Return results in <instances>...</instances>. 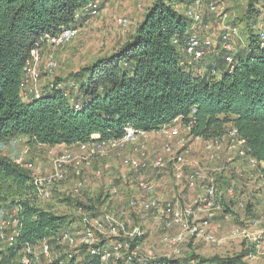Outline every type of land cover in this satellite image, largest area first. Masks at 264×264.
Returning <instances> with one entry per match:
<instances>
[{
  "label": "trees",
  "instance_id": "obj_1",
  "mask_svg": "<svg viewBox=\"0 0 264 264\" xmlns=\"http://www.w3.org/2000/svg\"><path fill=\"white\" fill-rule=\"evenodd\" d=\"M92 1L0 0V142L24 136L30 145L74 146L94 135L103 141L120 138L127 126L151 132L176 119H192V134L205 139L234 126L248 153L261 163L257 171L264 182V49L255 30L261 0H245L241 21L247 48L233 56L232 64L221 44L226 54L213 52L216 63H191L185 44L197 29L172 1L155 0L119 48L66 80L56 79L40 98L24 101L31 50L64 28L82 26L92 17L87 11ZM35 199L29 171L0 154V209L16 208L18 218L16 243L0 249V264H21L26 243L51 237L71 222L68 215L39 207ZM97 202L79 205L95 213L102 204ZM242 256L200 258V264H239ZM165 260L190 264L192 259Z\"/></svg>",
  "mask_w": 264,
  "mask_h": 264
},
{
  "label": "built area",
  "instance_id": "obj_2",
  "mask_svg": "<svg viewBox=\"0 0 264 264\" xmlns=\"http://www.w3.org/2000/svg\"><path fill=\"white\" fill-rule=\"evenodd\" d=\"M176 9L181 11L179 2L183 0H170ZM188 1L183 7V14L187 16L193 25H201L204 21L205 12L215 14L219 19L226 23L230 13L225 10L224 3L226 0H184ZM245 1V0H244ZM261 13L255 24L257 40L261 49H264V0H261ZM101 0H93L88 6L87 11L91 16H97L100 11ZM233 19L236 20L237 14ZM236 14V15H235ZM120 26L126 27L129 24L127 17L117 19ZM205 28H209L208 24H204ZM78 27L64 28L57 36L47 37L43 40L42 47H36L31 50V57L25 67L24 85L29 88L21 93L24 101L28 102L38 99L42 96L41 90L34 84L40 79L39 65L42 61V50L45 45L53 47H61L70 43L79 35ZM239 36V27L237 25H228L224 27L221 41L222 47L227 51L226 60L232 64L234 59L232 53V39ZM214 46L211 36H201L196 32L192 34L186 44L185 51L190 62L198 63L204 59L207 51ZM55 59L50 58L45 63V67L49 72L57 68ZM198 73H202L199 68ZM76 89V87H75ZM76 109L79 105H75ZM194 120L189 119L187 122L176 119L173 123L165 125L156 131H146L136 129L132 126L125 127L124 133L120 138L110 139L107 141L100 140L99 137L93 136L89 142L77 145V151L73 152L68 149L60 150L58 153L50 152V161L53 164L52 178L56 181L65 179V169L72 165L79 170L89 169L93 166V161L109 152L123 151V162L130 168L145 171L152 167L159 169L164 166L162 156H157L151 163L144 158L147 150V143L150 133L156 132L163 140L162 155L172 156L176 163L174 177L176 180L182 181L184 178L183 165L187 162L186 155L189 153V144L192 140H203L205 151L210 159L218 158L219 153L226 146L229 151L240 158L248 159L251 168L257 170L261 164L255 157L251 156L244 146L243 141L238 135V131L234 126L229 128L222 135L205 139L201 136L192 134ZM128 148L132 149V154L126 156ZM25 165L33 167V163L27 162ZM107 168V167H105ZM224 170V167H221ZM101 170L96 171V175L100 176ZM125 177V175H123ZM78 187L83 186L81 179L78 180ZM39 180L35 181L37 186ZM186 185L194 189L203 182L204 191L199 198V202L203 204L205 215L198 218L193 206L179 204V200L162 199L157 195V186L155 183L139 180L138 189L140 195L129 198L126 208L118 212H91L88 209L79 207V220L73 225L72 220L68 225L63 227L57 234L39 240L36 243H26L24 251L20 258L21 264H167V260L159 261L152 255H139L140 245L145 237V231L140 224L135 223L131 213L139 212H157V217L162 223L164 230L161 236V243L175 247L183 245L189 236L202 237L206 242L219 245L223 239L210 231L209 227L216 215V209L221 208L220 200L222 194L218 191L217 180L215 174L194 167L186 175ZM77 187V188H78ZM114 191H117L115 188ZM40 198L50 199L52 193L50 190L40 187ZM135 195V194H134ZM239 201L240 207H245V203ZM192 217V220L190 219ZM197 218V220L195 219ZM15 222V235L10 237L7 232V226L10 224L9 219H3L0 222V239L6 246H12L16 243L15 237L18 235L17 216L13 219ZM199 220V221H198ZM262 218H255L251 221L253 226L262 223ZM251 233L240 227H233L230 231L232 238L250 237ZM229 236V237H230ZM264 252V243L262 245ZM170 260V259H168ZM190 264H200L194 259Z\"/></svg>",
  "mask_w": 264,
  "mask_h": 264
},
{
  "label": "rangeland",
  "instance_id": "obj_3",
  "mask_svg": "<svg viewBox=\"0 0 264 264\" xmlns=\"http://www.w3.org/2000/svg\"><path fill=\"white\" fill-rule=\"evenodd\" d=\"M101 11L97 16L89 17L85 23L79 27V35L75 37L70 43L61 46L53 47L45 45L42 50V61L39 65L40 79L34 84L41 90L43 94L47 87L56 79L66 80L73 73H77L82 67L89 65L97 58L105 56L115 51L119 46L125 42L133 33L138 23L143 19L146 10L152 5L155 0H101ZM169 1V0H167ZM188 1L179 2L181 11L183 13V7ZM246 3L244 0H226L224 3L225 10L230 13L223 23L219 17L215 14H209L205 12L204 21L209 25V28L204 27V23L195 26L196 33L201 36H211L214 41L212 49L207 51L202 63L207 64L209 61L214 60L216 63L215 51L223 52L219 47L222 45L221 36L224 27L229 24H234L233 17L236 13L238 20L236 23L239 27V36H234L232 39V55L235 56L241 50L247 48V34L246 23L243 20ZM235 14V15H236ZM120 17H127L129 24L126 27H122L118 24L117 19ZM213 53V54H212ZM53 58L57 62V68L49 72L45 67L46 61ZM214 63V64H215ZM29 88L28 85H24L23 89L26 91ZM95 137H97L95 135ZM18 140V139H17ZM14 139L12 142H0V154H6L7 156L21 162H31L33 167L23 165L26 170L29 171L32 177V181L35 185V181L39 180L36 186V204L48 211L58 215H68L72 218L73 225L77 224L79 220V201L82 203H98V199L102 204L98 205L100 212L113 211L118 212L127 207L129 198L141 194L138 189V183L133 179L140 178L141 180H147V177L152 175L151 171H130V166L123 162L122 152L115 151L109 152L106 155L101 156L93 161L92 176L86 174V170H79L72 165L67 166L65 169V179L56 181L52 178L53 164L50 161V152L58 153L62 148L49 145H30L27 141H17ZM161 144L155 148L157 156H162L164 165L168 164V159H172V156L162 155V151H159ZM73 152L77 151V145L68 148ZM130 148L128 149V151ZM132 151V149H131ZM126 156L129 154L126 151ZM110 157L112 161L117 162V167H107V171L98 167V164H102L101 159ZM155 157V158H156ZM154 158V159H155ZM146 159V158H145ZM104 160L103 167L105 166ZM146 161L149 162L147 159ZM153 161V160H152ZM164 167V166H163ZM160 167L158 170L162 169ZM152 168V167H150ZM148 168V169H150ZM102 169V175H96V171ZM117 169V170H114ZM153 169V168H152ZM113 171V174H109ZM128 173L130 179L128 178ZM84 175V176H83ZM125 175V177L123 176ZM167 180L169 183H160L162 188L159 189V195L161 189L163 193L169 188H179L181 186L188 187L186 183H182L181 186H177L173 183L172 173L169 172ZM83 176V177H82ZM81 179L83 186L78 187V183ZM149 181V180H148ZM156 185V183H155ZM158 186V184H157ZM50 190L52 196L50 199L40 198L39 189ZM78 187V188H77ZM168 187V188H167ZM117 191H114V189ZM165 188V189H164ZM218 191L222 194L220 200L221 208L216 209V215L214 219L220 218V226L217 230H213L209 227L210 231L218 235L223 239V242L219 245H214L206 242L202 237L189 236L187 241L178 247V252L175 251V247L164 245L161 243V236L164 233L162 223L157 217V212H139L133 211L131 213L135 223L140 224L144 231L145 237L139 248V255H152L156 260L164 261L165 259H178L188 260L194 259L200 263L201 259H211L217 257L219 259H231L243 255L241 263L244 264H264V252L262 245L264 243V190L260 192V196L256 198L259 212L252 209L250 205V198L248 195L243 197L241 202L245 203V207L239 206V201H232L227 191L222 184L217 183ZM174 190L169 191V196L166 195L165 199L175 200L177 198H171L174 195ZM167 193V191H166ZM135 194V195H134ZM168 194V193H167ZM194 195V194H193ZM192 196V194L188 195ZM179 204L181 207L185 205L193 206L194 211L204 213L203 204L197 202L194 198L186 197L185 202ZM83 207V206H81ZM198 207V208H197ZM202 208V209H200ZM200 209V210H199ZM16 208H10L9 206H3L0 209V222L3 219H9L10 224L7 226V232L10 237H13V231L15 228L14 218ZM262 218V223L258 226H253L251 221L255 218ZM192 220V217L190 218ZM197 220V218H195ZM199 221V220H198ZM233 227H240L241 229L248 230L251 233L250 237H238L232 238L230 231ZM226 228V229H225ZM230 236V237H229ZM6 248L3 240L0 239V249ZM239 263V264H241Z\"/></svg>",
  "mask_w": 264,
  "mask_h": 264
},
{
  "label": "crops",
  "instance_id": "obj_4",
  "mask_svg": "<svg viewBox=\"0 0 264 264\" xmlns=\"http://www.w3.org/2000/svg\"><path fill=\"white\" fill-rule=\"evenodd\" d=\"M106 55V54H105ZM97 137H99L98 135H96ZM18 139V140H17ZM17 141L21 142V141H27V137H18L16 138ZM13 140H11L10 142H12ZM9 142V143H10ZM160 143H163L162 138L160 137V135L156 132H152L150 133V137L147 143V150H146V155L144 158H146L149 162H152V160H154V158L156 157L154 154L156 153L157 150H155V148L157 146H159ZM43 147H45L44 145H42ZM55 147L57 148H62V149H68L71 146H67L64 144L61 145H56ZM162 147V144H161ZM160 147L159 151H162V148ZM129 149V148H128ZM189 153L186 155V159L187 162L185 165H183V173H184V178L182 181L176 180L174 177V171H175V167L177 166L174 159H168V164L166 163V165H164V167L160 170L158 169H147L145 171H151L153 172L152 175H150L149 177H147V180L149 182L152 183H156L157 186V195L162 198L165 199V196L168 195L169 196V191L170 190H174V195L171 198H175V196L177 198H175V200H181L183 202H185L186 197L189 198H194V200L196 199L197 202L201 196V194H203L204 191V186H203V182H199V185L194 188L191 189L189 187H185V186H181L182 183H187L186 182V175L194 168V167H198L201 168L202 170H205L207 172H211L213 174H215L217 183L222 184L224 189L227 191V194L233 199L232 201H240L241 199H243V197L245 195H248L250 198V205L252 206V209L255 210L256 212H259L258 209L259 208L258 205L256 204V198L260 196V192L264 190V182L260 177V174L258 173L257 170L253 169L250 167L248 159L246 158H240L237 155H235L234 153L230 152L228 147H224L223 150L219 153L218 158L216 159H210L208 156V153L205 151L204 148V142L203 140H192L189 144ZM127 153L129 155L132 154L131 149L128 151ZM6 155V154H4ZM105 158V157H104ZM102 164H98V167H102V169H104L105 171H107V169L105 167H117V162H114L111 160L110 157H106L105 159H101ZM107 160L105 163V166L103 167V161ZM18 161V160H16ZM24 160L22 159L21 163L22 165H25L26 162H23ZM221 167H224V170H221ZM102 169H99L103 172ZM87 172L86 174L92 176L93 172L92 169H85ZM117 170V169H114ZM139 171V170H135L130 168V171ZM171 172L172 176H173V183H176V185L179 188H171V187H167L168 189L163 193L162 189L159 195V189L162 186L160 183H169V181L167 180L166 177H168V173ZM96 173V172H95ZM114 172L111 171V173L109 174H113ZM128 173V178L130 179ZM102 175V174H101ZM84 176V175H83ZM82 176V177H83ZM139 180H141L140 178H135L133 179L134 182H139ZM181 184V185H180ZM162 188V187H161ZM165 189V188H164ZM192 194V196H188ZM194 194V195H193ZM181 201V202H182ZM198 208V207H197ZM202 209V208H200ZM199 209V210H200ZM47 210V209H45ZM204 211V210H203ZM17 212V209L15 210V214ZM199 216L198 218H202L205 215V211L204 213L202 211H200V213H198ZM220 218H215L212 220L211 222V228L213 230H217L218 231V227L220 226L219 224ZM226 229V228H225ZM14 230H16V227L14 228ZM15 235V231H13V235Z\"/></svg>",
  "mask_w": 264,
  "mask_h": 264
}]
</instances>
